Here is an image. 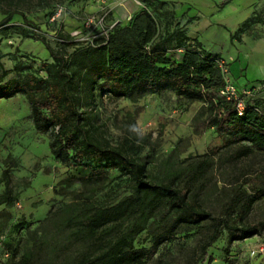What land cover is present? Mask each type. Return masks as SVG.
<instances>
[{"label":"trees","instance_id":"1","mask_svg":"<svg viewBox=\"0 0 264 264\" xmlns=\"http://www.w3.org/2000/svg\"><path fill=\"white\" fill-rule=\"evenodd\" d=\"M142 1L143 6L126 22L119 20L106 33L92 38L56 29L55 45L44 34L33 31L36 26L21 10H10L0 19V26L5 25L13 13L19 12L23 22L31 25L30 29H20L22 37L40 41L48 51L47 60L20 51L11 68H4L0 61V97L24 95L35 128L48 133L49 150L62 164L86 170L87 178L103 177L116 168L131 182V193L116 202H71L60 207L50 237H42L41 242L53 244L51 253L68 241L83 243L85 246L65 264H142L159 244L171 240L181 225L197 226L204 221L210 222L211 230L200 244L199 256L208 263L211 257L207 247L222 228L228 243L261 234L264 228L263 220H243L264 192L259 175L256 182L248 181L249 191L242 189L230 198L228 215H213L192 192V183L208 165L207 157L176 169L169 158L164 161L168 172L188 175L183 184L153 180L147 162L137 157L139 145L135 140L143 138L133 133L131 125L111 144L94 123L97 99L105 94L133 100L147 93L172 90L177 97L200 101L203 117L195 122L196 127H212L222 136L221 146L238 145L230 159L264 153V98L244 96L239 113L237 99L220 93L224 80L217 64L219 55L203 49L198 40L187 41L184 28L175 20L172 2ZM257 20V15L246 18L232 37H238ZM6 28L0 30L3 36ZM176 48L183 50L181 59L174 57ZM9 178L8 169H4L0 203L5 205H12L18 195ZM156 213H161L160 227L153 244L136 247L134 236ZM10 250L8 264H38L32 248L14 259L15 250ZM186 264L197 261L191 258Z\"/></svg>","mask_w":264,"mask_h":264},{"label":"rangeland","instance_id":"2","mask_svg":"<svg viewBox=\"0 0 264 264\" xmlns=\"http://www.w3.org/2000/svg\"><path fill=\"white\" fill-rule=\"evenodd\" d=\"M142 6V0H0V19L10 10H21L33 27L36 26L33 31L44 34L55 45L54 28L77 31L76 37L90 38L100 29L97 17L103 13L104 23L116 18L126 22ZM30 26L15 12L0 30L7 27L4 38L9 45L36 49L38 45L21 35L20 29H30ZM214 41L221 50L228 44L221 33L215 35ZM231 63L230 78L234 84L251 86L261 79V76L255 77L256 72L250 66ZM96 109L94 123L111 144L123 137L130 125L133 133L143 138L135 140L139 145L137 157L147 162L148 175L153 180L183 184L188 175L174 174L175 170L168 172L164 161L169 158L176 169L207 157L208 165L192 183V192L213 215H228L230 198L242 189L249 191L248 181L256 182L257 175L259 184L264 185V153L252 152L237 160L230 159L237 144L221 146L222 136L212 127L195 126L203 117L200 101L177 97L172 90L147 93L133 100L105 94L97 99ZM7 115L9 120H6ZM48 138L47 132L35 128L27 103L19 97L0 98V194L5 186L4 169L10 173L12 190L18 192L12 205L0 203V264L11 261L10 249L15 250L14 259L26 248L34 250L38 264L67 263L85 246L83 243L68 241L51 253L49 248L53 244L41 242L59 219L60 207L83 201L112 203L132 191L131 182L116 168L103 177L87 178L86 170L62 164L51 154ZM161 213L150 217L145 228L134 236L136 247L153 244ZM243 220L264 221V192ZM210 230L209 221L197 226L181 225L174 237L159 244L152 257L142 264H186L191 258L196 259L197 264H264V228L251 239L230 243L222 228L207 247L211 257L207 263L199 256V248ZM226 246L228 250L224 251Z\"/></svg>","mask_w":264,"mask_h":264},{"label":"crops","instance_id":"3","mask_svg":"<svg viewBox=\"0 0 264 264\" xmlns=\"http://www.w3.org/2000/svg\"><path fill=\"white\" fill-rule=\"evenodd\" d=\"M164 1L173 3L174 15L177 17L176 21L184 28L188 42L192 43L194 40H198L203 49L217 53L218 58L223 59L228 64L230 72L232 71L231 62H238L240 65H245L246 68L250 66L256 72L255 77L261 76V80L264 81V0ZM252 15H257L258 20L241 32L238 37H232V33L242 21ZM113 20L115 19L107 23ZM53 30L55 31L56 28ZM219 33L226 40L225 43H228L224 50H221V47L214 41L215 35ZM27 39L33 45H38V47L36 49H27V47L21 49L19 44L11 46L0 32V61L4 68L13 66L20 51L30 52L43 60L48 59V51L40 41H34L30 37ZM37 50L40 52H37ZM182 52L181 48H176L174 57L181 59ZM240 85L245 86L244 84ZM255 92V94L264 98V86L258 90L256 89ZM12 97H19L25 104L27 103L29 108L28 102L22 93H16L6 98ZM9 119L10 116L7 115L6 120ZM247 238L251 239L253 237Z\"/></svg>","mask_w":264,"mask_h":264},{"label":"built area","instance_id":"4","mask_svg":"<svg viewBox=\"0 0 264 264\" xmlns=\"http://www.w3.org/2000/svg\"><path fill=\"white\" fill-rule=\"evenodd\" d=\"M138 1V0H137ZM91 18H94L93 16ZM91 18H89L91 20ZM104 19V13L98 18L97 17V22L100 25V31L98 33H94L92 34V36L90 38H92L93 36H95L96 34L99 33H106L108 27L112 26L115 22L119 21V19H115L111 22H109V25H107V23L103 22ZM71 34H73L74 36L77 35V31H73ZM81 38V37H79ZM84 38V37H83ZM217 64L220 68L221 74L223 76V80H224V85L223 87L220 89V93L225 95L227 98H236L237 102H236V106L238 109V112L241 113L242 109L244 107V96H248L250 94H255L256 89H260L264 86V81H257L255 82L254 85L251 86H238L236 84H234L231 81L230 78V68L228 66V64L221 58L217 59ZM7 254V253H6Z\"/></svg>","mask_w":264,"mask_h":264}]
</instances>
